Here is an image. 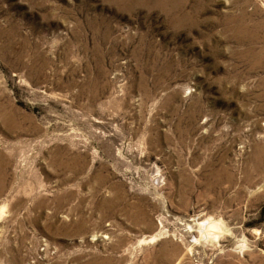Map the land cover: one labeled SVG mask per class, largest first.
<instances>
[{
	"label": "rangeland",
	"instance_id": "rangeland-1",
	"mask_svg": "<svg viewBox=\"0 0 264 264\" xmlns=\"http://www.w3.org/2000/svg\"><path fill=\"white\" fill-rule=\"evenodd\" d=\"M0 264H264V0H0Z\"/></svg>",
	"mask_w": 264,
	"mask_h": 264
},
{
	"label": "bare ground",
	"instance_id": "bare-ground-1",
	"mask_svg": "<svg viewBox=\"0 0 264 264\" xmlns=\"http://www.w3.org/2000/svg\"><path fill=\"white\" fill-rule=\"evenodd\" d=\"M207 225V232L209 233L210 236L212 237H218L220 231V226L218 224V222H215L213 220H209Z\"/></svg>",
	"mask_w": 264,
	"mask_h": 264
}]
</instances>
